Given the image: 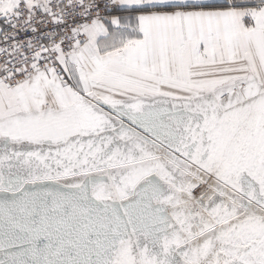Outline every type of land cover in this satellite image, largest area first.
I'll use <instances>...</instances> for the list:
<instances>
[{
  "label": "snow or ice",
  "instance_id": "1",
  "mask_svg": "<svg viewBox=\"0 0 264 264\" xmlns=\"http://www.w3.org/2000/svg\"><path fill=\"white\" fill-rule=\"evenodd\" d=\"M0 264H264V0H0Z\"/></svg>",
  "mask_w": 264,
  "mask_h": 264
}]
</instances>
